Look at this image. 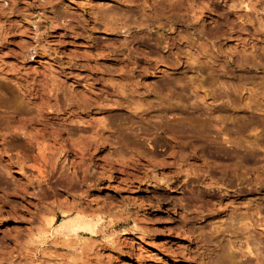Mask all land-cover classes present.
Instances as JSON below:
<instances>
[{
  "label": "rangeland",
  "instance_id": "374dc122",
  "mask_svg": "<svg viewBox=\"0 0 264 264\" xmlns=\"http://www.w3.org/2000/svg\"><path fill=\"white\" fill-rule=\"evenodd\" d=\"M258 255L264 0H0V264Z\"/></svg>",
  "mask_w": 264,
  "mask_h": 264
},
{
  "label": "bare ground",
  "instance_id": "6f19581e",
  "mask_svg": "<svg viewBox=\"0 0 264 264\" xmlns=\"http://www.w3.org/2000/svg\"><path fill=\"white\" fill-rule=\"evenodd\" d=\"M78 207V206H77ZM67 211V210H66ZM64 212L63 214V216H67V215H69L68 214V211L67 212ZM85 211V210H84ZM63 212V211H62ZM70 212V211H69ZM85 216V215H84ZM86 217V216H85ZM51 218H53V217H51ZM87 218V217H86ZM86 218H82L81 216H80V219H78V220H76V221H73V222H70V223H68L65 227H68V228H72V230L74 231V232H77V233H80V232H82V233H85V234H91V236H95L96 235V231H97V229H96V225L93 223V222H91L90 220H88V219H86ZM75 219H77V218H75ZM49 220V219H48ZM71 220H73V219H71ZM55 219L53 218V219H51L49 222H48V226L49 227H54V225H55ZM248 223L249 222H247V223H244L243 225L244 226H246V229L248 230L249 228H247L249 225L251 226V224H249L248 225ZM234 224H236V223H234ZM47 225V224H46ZM242 225V224H241ZM244 226H243V228H244ZM48 227V228H49ZM228 227V226H227ZM234 227V226H233ZM232 227V228H233ZM235 227H236V225H235ZM234 227V228H235ZM48 228H46V229H48ZM224 228H226V227H224ZM224 228H223V230H224ZM237 228V227H236ZM231 229V228H230ZM245 229V228H244ZM69 230H71V229H68V231ZM226 230V229H225ZM235 230V229H234ZM242 230V229H241ZM243 231V230H242ZM252 231V230H251ZM226 232V231H225ZM229 232V231H228ZM67 233V232H66ZM65 233V234H66ZM250 233V232H249ZM71 234H72V232H71ZM238 234V233H237ZM254 234V233H253ZM68 235V234H67ZM250 235V234H249ZM251 235H252V233H251ZM250 235V236H251ZM250 236H245L246 238H250ZM243 237V236H242ZM62 238V237H61ZM252 238V237H251ZM54 239V238H53ZM64 239V238H63ZM93 239V238H92ZM254 239V238H253ZM67 240V239H66ZM227 240V239H226ZM255 240H256V238H255ZM229 241V240H228ZM249 240L247 239V241H243L242 239H237V240H235L234 241V243L235 244H240V247H242L243 245H244V243H246V248H245V252H244V254H245V256L246 255H249V257L251 256V255H253L254 254V252H255V250L254 249H256L257 250V248H256V246H255V248L253 249L252 248V244H250L251 242H253L252 241V239L250 240V242H248ZM260 241V240H259ZM230 242V241H229ZM231 242H232V240H231ZM255 243H256V241H255ZM260 243V242H259ZM228 245V244H227ZM234 245V244H233ZM257 245V244H256ZM226 247V246H225ZM227 247H229V246H227ZM239 247V248H240ZM224 248V247H223ZM231 248H232V246H231ZM238 248V247H237ZM235 249V248H234ZM258 251V250H257ZM229 253H230V250H229ZM256 254V253H255ZM259 254V253H258ZM259 256V255H258ZM230 257V256H229ZM247 257V256H246ZM260 258H262V256H259ZM248 258V257H247ZM256 258H258V257H256ZM264 258V257H263ZM262 258V259H263ZM251 260V259H250ZM261 260V259H260ZM252 262V261H251ZM262 262V261H261ZM260 261H259V263H261ZM263 262H264V260H263ZM255 263V262H254ZM253 263V264H254ZM258 263V262H257ZM214 264V263H213ZM256 264V263H255ZM262 264V263H261Z\"/></svg>",
  "mask_w": 264,
  "mask_h": 264
}]
</instances>
